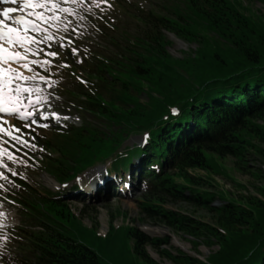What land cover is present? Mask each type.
<instances>
[{"label":"trees","instance_id":"obj_1","mask_svg":"<svg viewBox=\"0 0 264 264\" xmlns=\"http://www.w3.org/2000/svg\"><path fill=\"white\" fill-rule=\"evenodd\" d=\"M115 9L137 22V32L128 37L120 28L124 20L118 26L103 24L108 46L98 45L85 56L87 84L77 81L71 92L102 126L84 121L46 141V170L67 182L119 155L122 161L112 165L116 171L139 160L152 166L141 173L147 188L142 209L188 236L194 249L218 248L202 260L180 248L161 249L170 245L169 236L150 237L113 220L101 235L97 221L86 224L63 199L18 194L25 222L14 230L16 251L4 259L11 264H164L149 254V245L174 264H264V186L258 188L262 199H226L203 190L206 180L190 172L219 174L218 159L226 157L242 171L250 168V155L264 161V15L249 13L241 0H180L164 11L135 10L119 0ZM164 30L197 49L175 57ZM146 132V147L120 153L131 135ZM252 174L264 180L263 169ZM218 197L223 204L217 207L212 203ZM169 199L205 207L213 223L165 207Z\"/></svg>","mask_w":264,"mask_h":264},{"label":"rangeland","instance_id":"obj_2","mask_svg":"<svg viewBox=\"0 0 264 264\" xmlns=\"http://www.w3.org/2000/svg\"><path fill=\"white\" fill-rule=\"evenodd\" d=\"M113 0H75L71 4H64L63 6V19L59 28L66 31L69 34L76 32L74 38L79 36L80 42L90 41L92 47H96L98 44H102L104 47L108 46L106 36L100 32H95L91 26H79L77 23H81L85 15L89 14H100L105 18H110L115 26L120 25L121 20H124L123 25L120 28H124L128 34V37H132L137 32L136 21L128 20L127 17L123 16L120 12L115 15L112 13L110 4ZM124 4H128L132 9H145L150 10L151 8L157 11H164L169 5L179 3L180 0H120ZM243 5L248 8L249 13L257 16L264 15V3L260 1L241 0ZM115 0L113 1V3ZM67 9V11H65ZM117 16V17H116ZM66 17V19H65ZM127 19V20H126ZM67 22V24H66ZM163 33L171 41L168 50L178 58L186 56L191 50L197 49V44L190 43L183 38L176 36L174 33L166 30ZM114 35V34H112ZM47 50L43 51L41 56V62H43V72L45 76L39 73H35L39 76L38 82L40 87H37L39 91L33 90L30 93H35L37 97L41 99H49L46 108L50 107L52 111H58L62 114L61 120L58 123L51 122L46 124L44 127H38V129L31 130L32 127H36L31 123L23 122L19 119H14L11 124L12 135L9 139L13 140L10 147H6L0 142V193H9V198L5 195H0V255L1 250L5 252L13 249L12 243L8 239V229L18 224L21 217L18 207L10 197V190L18 193H23L22 189L18 187L12 180V178H21L22 181L27 182L31 187L39 191L44 192H55L57 193L61 185L43 169L39 163L46 157H49L48 150L45 146V140H50L54 134L55 129L62 126H80L83 121L92 122L96 126H102V120L92 113L85 111L84 109H78L73 103H78L71 95L73 84H76L77 78L73 74L72 70L78 68V71L82 74L84 72L80 67L74 66L70 71H66V74H59L57 69H49L48 62L44 63V60L54 58L49 55L54 50H59L63 45L55 43L49 45ZM46 48V47H45ZM101 49V48H100ZM108 55L110 53H107ZM80 64L79 62L77 63ZM47 70L50 71L54 77H58L59 86L52 77L47 76ZM25 72V71H24ZM25 78V77H24ZM28 83V78H27ZM20 84V83H19ZM61 91V97L59 98V92ZM68 100V101H66ZM66 117V119H65ZM40 128V129H39ZM4 132H8L4 129ZM63 132V131H61ZM143 134H133L125 142L122 152L126 153L128 150L126 147L133 149V146H138L142 142ZM26 142V143H25ZM35 145V147H33ZM264 148V144L262 145ZM117 159V157L115 158ZM222 168L219 174L208 173L204 170H192L190 172L195 173L197 176L203 177L206 183L203 185V190L211 192L222 193L224 198L227 199H238L242 196H251L254 198L262 199V195L258 188L264 186V180L257 178L252 173L258 174L259 169H263L264 172V161L256 156L249 157L250 168L246 171H242L236 165L235 159L232 157H226L224 159H218ZM122 158L119 157L117 163H120ZM111 161L106 164H97L90 168L82 175L79 176L78 182L81 185L86 186L92 183V187L97 189L95 186L98 182L97 177L106 172V168L111 173L114 171L110 167ZM45 168V164L43 165ZM120 173L119 178L111 179L108 182V187H104L92 194L82 193L84 200H77L75 196L80 194L78 191L73 193H61L58 197L68 202L72 209L75 210L84 219L86 224H91L93 220L99 224V230L102 234H105L110 226V222L116 225H123L130 223L140 230L144 231L150 237H158L160 239L164 236L171 238V243L168 246H162L161 249H171L172 247L180 248L192 255L199 256L202 260L208 258L211 252H214L218 247L214 245L212 248H207L204 245H200L198 249H194L191 239L183 235L182 233H175L170 228L161 224L156 219L150 217L143 209V200H146V184L142 181H138V173H135L134 186L131 189L126 190V182L129 181L128 175L118 171ZM122 176V177H121ZM53 182L56 185H53ZM74 183V182H72ZM71 184V183H70ZM107 186V185H106ZM115 187V189H114ZM99 188V186H98ZM101 188V187H100ZM85 189V187H84ZM30 191L32 189L30 188ZM222 204L220 198H216L212 205L219 206ZM165 207L182 212L184 214L193 216L200 220L208 223H213L212 214L201 206L182 201L180 199L173 200L169 199L164 203ZM149 254L158 261H162L164 264H174L168 259H162L159 250L152 246H147ZM0 264H7L5 260L0 259Z\"/></svg>","mask_w":264,"mask_h":264},{"label":"snow or ice","instance_id":"obj_3","mask_svg":"<svg viewBox=\"0 0 264 264\" xmlns=\"http://www.w3.org/2000/svg\"><path fill=\"white\" fill-rule=\"evenodd\" d=\"M18 2L23 3L25 6H30V7H37L43 4H48V3H53L54 0H0V3H11V4H17ZM65 11H67V9H65ZM17 12V9L14 7H7V8H3L2 12H0V15L4 16L5 18L9 19V20H13V21H19L21 23H23L24 25H27L29 27H31L33 30L36 31H44V29L40 28L39 25L35 24L32 21L26 20L23 16H19V17H13L10 14L11 13H15ZM35 15L37 17H41L40 13H35ZM44 18V17H41ZM25 31H27V29H25ZM7 39L10 43H16V42H23L25 40H31V37L22 35L20 33V30H18L16 27H13L9 24L5 23L4 19H0V40H4ZM7 50L4 48L3 44H0V60L3 59L4 53ZM71 52L73 55H76L78 52V49L76 48H72ZM49 55L56 57L58 54L56 52H51L49 53ZM8 56L12 57V56H16L19 58V54L15 53V52H8ZM82 62V61H81ZM68 66V65H65ZM25 79H27V77H25ZM8 89L9 92V98H11V93L13 91H18V89H13L12 88V80L11 78H8L7 80H5L4 78V69L2 67H0V112L2 111H6V109L3 107V97H4V92L5 89ZM8 111H14L15 109H7ZM173 111H176V109H173ZM33 113L29 112L26 114L25 119H27L28 117L32 116ZM52 116H54L57 120L61 119V117L59 115H57L56 113H52ZM48 117L45 116V119H47ZM66 119V117H65ZM35 122V121H33ZM26 143V142H25ZM33 147H35V145H33Z\"/></svg>","mask_w":264,"mask_h":264},{"label":"bare ground","instance_id":"obj_4","mask_svg":"<svg viewBox=\"0 0 264 264\" xmlns=\"http://www.w3.org/2000/svg\"><path fill=\"white\" fill-rule=\"evenodd\" d=\"M3 18H4V16L0 15V19H3ZM15 69L18 70L17 67H15ZM5 72L10 74V76H11L12 88L18 89V91H13L11 93V98H9V92L7 91V89H5V92L7 91V94H5V92H4L3 102L6 104V106L7 107H19V108L23 109V112L25 114H27L29 112L33 113L32 119L36 118L38 115L47 116L46 112L48 110L44 109V107H43L44 100L42 103V102L37 101L35 99H30L27 95H24L23 96V102L19 103L20 92L22 89H24V86H21V84H19L20 82L16 81V78H14L15 77L14 72H9L7 70H5ZM30 79H31L30 84L25 85L26 89L32 88V87L36 88L37 86H39V83H38L39 79L37 78V76H31ZM54 184L56 185L55 182H53V185ZM89 187H91V186H89ZM89 187L87 188V190L91 189Z\"/></svg>","mask_w":264,"mask_h":264}]
</instances>
